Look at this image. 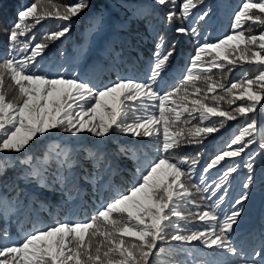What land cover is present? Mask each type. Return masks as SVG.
I'll return each mask as SVG.
<instances>
[{"label": "snow or ice", "instance_id": "snow-or-ice-1", "mask_svg": "<svg viewBox=\"0 0 264 264\" xmlns=\"http://www.w3.org/2000/svg\"><path fill=\"white\" fill-rule=\"evenodd\" d=\"M93 7V0H33L17 11L11 26L0 28L6 37V54L0 57V187L10 169L27 165L7 185L15 195L0 194V264H167L162 257L173 252L189 258L179 264H264V226L251 252L233 244L235 226L249 200L247 189L255 182L257 154L246 150L264 125L256 118L264 112V0H240L228 34L215 42L197 40L171 88L163 86V78L181 41H166L153 24L155 13H163L169 25L176 22L178 37H199L200 30L191 25L210 17L205 0H153L133 11L135 20L152 26L156 40L143 80L121 77L97 84L63 65L44 70L40 61L50 43L70 34L74 21ZM47 19L59 22L57 30L37 42L33 29ZM89 21V30L97 32L106 22L105 13L97 10ZM79 55L86 60L88 50L82 47ZM237 65H248L255 74L245 70L239 79L225 82ZM239 119L244 121L239 134L200 172L201 152L175 155L187 145L202 146ZM117 132L134 138L132 145L111 153L84 149L75 155L56 145L41 162L17 158L31 151L40 137L54 133L103 139ZM259 147L264 150V143ZM245 155V191L221 215L217 210L227 196L226 186L240 166L235 161ZM125 160L133 162L129 186L115 191L87 217L72 218L85 182L113 191L111 177L121 172ZM213 169L220 174L207 183L204 174ZM56 192L60 198L54 203L49 194ZM212 197L217 199L206 204ZM13 224L16 237L10 230ZM197 243L213 250L210 256L234 259H191L197 249L180 247Z\"/></svg>", "mask_w": 264, "mask_h": 264}, {"label": "trees", "instance_id": "trees-1", "mask_svg": "<svg viewBox=\"0 0 264 264\" xmlns=\"http://www.w3.org/2000/svg\"><path fill=\"white\" fill-rule=\"evenodd\" d=\"M33 0H0V28L11 26L17 19V11L24 5L32 3ZM55 3H69L71 0H54ZM153 0H93L94 7L90 12L82 14L73 23L70 34L60 41L50 43L49 50L46 51L44 58L40 61V66L44 70L59 68L75 69L82 78H91L97 84L111 83L113 80L121 77H131L138 80L146 78L149 71V63L152 59V53L155 50L156 40L151 25H146L142 21L135 20L132 17L134 10L140 7H147L152 4ZM240 0H205V5L212 11L210 17L206 21L194 22L191 26L198 27L200 30L199 37H178L174 32L175 23L169 25L163 19V13L157 11L153 24L165 36L166 41L178 39L181 43L178 45V55H176L169 66L167 74L163 78V86L171 88L177 83L184 68L187 66L190 56L195 51L197 40H205L215 42L223 38L230 32L231 14L238 7ZM97 10L105 13L106 22L103 28L97 32L89 30V17ZM188 21L184 24L188 25ZM59 22L55 19H47L36 25L33 33L37 42L52 31L57 30ZM88 50V58L85 60L80 57L81 48ZM62 53V55H61ZM6 54V37L0 33V57ZM205 59H210L205 57ZM247 70L249 75L255 72L248 65H237L231 73L226 77V81L239 79L243 72ZM213 72L219 75V71L213 69ZM7 83V82H6ZM7 88V86H6ZM14 89L9 90V95L13 94ZM219 91V90H218ZM240 101H237L239 104ZM222 107H228L223 104ZM234 107V106H233ZM154 110V109H153ZM258 123L264 121V112L257 116ZM196 121L193 120L192 124ZM244 126L243 119L230 121L225 125L224 129L212 137L208 138L202 146L187 145L181 148L175 155L180 157L195 156L201 152L200 167L197 172L201 171V167L206 164L214 154L226 147V142L233 136L239 134V130ZM261 133L256 136V143L246 150L248 154H257L255 159V182L247 191L249 192V200L244 202V213L240 217V221L235 226L233 234V244L238 249H244L251 252L253 247H258L260 243V233L264 226V150L259 145L264 143V125L261 126ZM134 138L120 133L111 134L109 138H95L91 135L80 137H71L64 133H54L52 136L40 137L39 143L35 144L31 151L18 155L19 160L31 157L36 162H41L45 158V154L51 149L59 145L61 149L71 150L72 153L78 154L88 149L90 151L115 152L121 145L131 146ZM244 159L237 158L239 169L231 178L230 185H227V196L224 203L218 209L221 215L230 211L234 205L235 199L245 191L243 184L246 181L248 169L244 166ZM229 161L228 163H232ZM132 161L125 160L122 163L120 173H114L111 177L113 191H108L107 185L104 189L93 188L85 182L82 190L81 198L76 202L70 215L75 219H83L95 211V207L110 198L115 191H122L129 186L132 181ZM85 171L90 170V164L82 165ZM27 168V165L17 164L14 169H10L7 174V180L4 187H0V194L11 197L15 192L7 185L11 184L13 179L21 171ZM220 173L213 169L209 173L204 174L207 177V183H211L212 179L218 178ZM195 179V178H194ZM198 183L199 181L196 180ZM20 184V181H16ZM25 192L28 188L20 184ZM223 195V193H220ZM49 198L55 203L59 201L60 193L49 194ZM217 197H212L206 201V204H212ZM199 211V209H195ZM57 211H60L58 208ZM187 211V210H186ZM64 213L61 212V218ZM55 217H53L54 219ZM46 223L50 221H45ZM2 226V222H0ZM203 227L202 223L197 224ZM11 232L16 237L18 229L13 224ZM173 247H176L173 242ZM180 247H195L197 249V257L191 259H216L229 260L234 259L230 255L219 256L209 255L213 250L207 249L202 244L180 245ZM167 264H179L187 258L183 253L173 252L171 255L162 257ZM190 264V260H189Z\"/></svg>", "mask_w": 264, "mask_h": 264}, {"label": "rangeland", "instance_id": "rangeland-1", "mask_svg": "<svg viewBox=\"0 0 264 264\" xmlns=\"http://www.w3.org/2000/svg\"><path fill=\"white\" fill-rule=\"evenodd\" d=\"M7 86V83H6V85H5V87Z\"/></svg>", "mask_w": 264, "mask_h": 264}]
</instances>
